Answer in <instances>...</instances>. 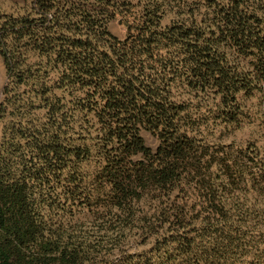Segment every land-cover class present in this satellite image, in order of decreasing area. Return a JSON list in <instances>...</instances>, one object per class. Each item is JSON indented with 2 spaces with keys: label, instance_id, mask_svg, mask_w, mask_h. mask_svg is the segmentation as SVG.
Returning <instances> with one entry per match:
<instances>
[{
  "label": "trees",
  "instance_id": "1",
  "mask_svg": "<svg viewBox=\"0 0 264 264\" xmlns=\"http://www.w3.org/2000/svg\"><path fill=\"white\" fill-rule=\"evenodd\" d=\"M25 1L0 24L12 83L47 67L73 99L63 111L60 97L43 98V122L26 123L18 108L2 142L0 264H80L79 244L50 225L58 200H105L130 222L134 202L170 198L182 184L211 191L214 173L228 177L233 164L221 158L212 170L174 88L219 95L216 117L234 119L237 95L264 83V0ZM166 13L173 18L163 25ZM117 16L123 39L107 28ZM30 51L36 62L20 67ZM142 130L158 138L155 149ZM260 222L264 242V211Z\"/></svg>",
  "mask_w": 264,
  "mask_h": 264
},
{
  "label": "rangeland",
  "instance_id": "2",
  "mask_svg": "<svg viewBox=\"0 0 264 264\" xmlns=\"http://www.w3.org/2000/svg\"><path fill=\"white\" fill-rule=\"evenodd\" d=\"M138 1L142 4V0H132ZM25 4V0H0V24L4 15L18 13ZM171 18L173 15L166 13L162 24ZM107 28L120 39L126 36L121 17L108 20ZM1 50L0 154L12 123L21 117L18 108L26 123L28 118L43 122V98L51 101L54 94L60 97L63 111L71 107L73 99L68 90L54 88L55 73L49 69L47 74V67L34 65L27 83L13 84ZM24 56L28 58L20 65L22 68L38 58L31 51ZM242 64L247 68L248 59ZM41 84L44 91L39 90ZM261 86L237 95L239 109H235L237 113L231 120L216 117L219 95L174 88L175 97L187 105L192 134L207 149L212 170L221 158L233 164L228 177L217 179L214 173L211 191L188 190L182 184L179 187L183 190L177 188L170 198H143L133 203L130 222L126 220L128 212L105 200H58L53 204L47 211L50 225L79 244L84 256L80 264H264L260 222L264 211V83ZM141 135L147 146L157 147L155 135L146 130ZM234 164L237 168L242 165L243 173Z\"/></svg>",
  "mask_w": 264,
  "mask_h": 264
}]
</instances>
